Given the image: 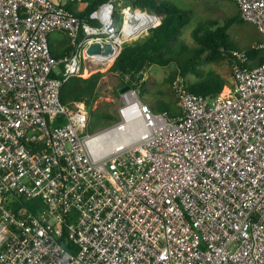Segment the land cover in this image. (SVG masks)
Instances as JSON below:
<instances>
[{"label": "built area", "instance_id": "obj_1", "mask_svg": "<svg viewBox=\"0 0 264 264\" xmlns=\"http://www.w3.org/2000/svg\"><path fill=\"white\" fill-rule=\"evenodd\" d=\"M234 1L264 34V0ZM161 20L126 6L120 28L113 0L86 16L0 0V264H264V62L236 51L233 84L215 96L178 75L179 113L130 86L95 132L85 101L61 99ZM56 31L73 45L64 56Z\"/></svg>", "mask_w": 264, "mask_h": 264}, {"label": "trees", "instance_id": "obj_2", "mask_svg": "<svg viewBox=\"0 0 264 264\" xmlns=\"http://www.w3.org/2000/svg\"><path fill=\"white\" fill-rule=\"evenodd\" d=\"M104 1L107 0H63L59 3L78 15L86 16ZM113 2L117 23H121L126 6L162 14L158 26L123 44L120 54L110 67L111 70L119 72L124 79L119 95L126 85L140 86L139 82L153 64L168 65L175 62L177 71L171 76V82L178 75L186 77L188 74H193L197 79L187 80L189 88L198 93L215 96L224 89L227 80L214 69L205 70L202 68L203 64L227 60L234 68L235 63L239 61L236 51L246 52L250 58L247 65L250 67L264 62V47L254 44L242 50L230 43V28L234 24L246 21L241 16L240 9L234 15L225 18L223 23L211 20L197 25L193 35L198 45L191 47L181 37L183 29L192 18L190 11L183 6L172 0H113ZM51 43L56 56H64L73 49L69 37L58 38ZM262 43L264 41H260V44ZM102 74L103 72L97 71L87 77L70 78L61 88V99L65 103L75 100L85 101L86 105L92 108L94 115H97L107 126L116 122L118 116L109 110L93 109L94 102L100 97ZM147 101L150 103V100ZM150 104L156 110L168 109L173 113L179 112V106L178 110H173L168 104H161L160 100H152Z\"/></svg>", "mask_w": 264, "mask_h": 264}, {"label": "rangeland", "instance_id": "obj_3", "mask_svg": "<svg viewBox=\"0 0 264 264\" xmlns=\"http://www.w3.org/2000/svg\"><path fill=\"white\" fill-rule=\"evenodd\" d=\"M57 1V0H56ZM177 4L188 9L192 15L190 23L183 29L182 38L191 47L197 46L193 31L200 23H208L211 20H216L219 23H223L225 18L234 15L238 10V5L234 0H172ZM162 15V14H161ZM159 23V22H158ZM121 28V23H120ZM256 27L248 22L234 24L230 32V43L238 46L240 49L245 50L254 43V38L257 35L254 32ZM56 35H59L62 39L66 35L57 31ZM135 39V38H134ZM132 40V39H128ZM127 40V41H128ZM264 40V39H263ZM260 43H258L259 46ZM106 68V67H105ZM205 70L214 69L218 71L227 80V84L224 89L227 91L234 81V68L227 60L221 62H209L202 65ZM101 71L103 74L100 76V97L93 104L95 110H109L119 117V108L122 104L121 85L123 84L122 75L113 71L110 68L99 69L94 68L86 71L85 77L91 75L94 72ZM177 71V64L171 62L168 65L153 64L147 69V72L141 82H139L138 92L140 96L147 101L160 100L161 104H168L173 110H178L179 101L177 94L173 87V82L170 81L171 76ZM186 80L195 81L197 77L193 74H188ZM147 98V99H146ZM148 102V101H147ZM90 132H95L105 126V122L100 120L98 116L94 115L92 108ZM32 203H38L37 199L31 201Z\"/></svg>", "mask_w": 264, "mask_h": 264}, {"label": "crops", "instance_id": "obj_4", "mask_svg": "<svg viewBox=\"0 0 264 264\" xmlns=\"http://www.w3.org/2000/svg\"><path fill=\"white\" fill-rule=\"evenodd\" d=\"M56 1V0H55ZM63 0H57V2H62ZM238 5V4H237ZM239 7V6H238ZM238 10H239V8H238ZM237 10V11H238ZM251 23V22H250ZM253 24V23H252ZM256 28H257V26L255 25V24H253ZM256 31L257 32H254L256 35H257V37H255L253 40H254V43L252 44V45H254V44H258V43H260V41H264L263 39H264V34L262 33V32H260L259 31V29L257 28L256 29ZM56 33H57V31L56 32H54V33H52L51 34V38H50V42H52V40H58V38L59 39H61V37L59 36V35H56ZM67 37V36H66ZM51 45L53 46V44L51 43ZM53 48V47H52ZM179 112H180V108H179ZM178 112V113H179Z\"/></svg>", "mask_w": 264, "mask_h": 264}, {"label": "water", "instance_id": "obj_5", "mask_svg": "<svg viewBox=\"0 0 264 264\" xmlns=\"http://www.w3.org/2000/svg\"><path fill=\"white\" fill-rule=\"evenodd\" d=\"M155 17V16H153ZM110 48L109 45H106L105 48L102 47V45L100 43H95V44H92L90 47H89V52H101V51H104V52H107L108 49ZM130 88V85H126L122 88V91H126Z\"/></svg>", "mask_w": 264, "mask_h": 264}, {"label": "bare ground", "instance_id": "obj_6", "mask_svg": "<svg viewBox=\"0 0 264 264\" xmlns=\"http://www.w3.org/2000/svg\"><path fill=\"white\" fill-rule=\"evenodd\" d=\"M152 22H153V21H152ZM152 22H147V21H145V23H143V25H144V26H148L149 24H152ZM125 38H126V37H125ZM127 39H128V38H126V40L124 39L125 42L127 41Z\"/></svg>", "mask_w": 264, "mask_h": 264}]
</instances>
